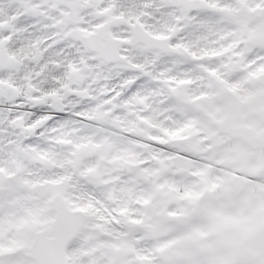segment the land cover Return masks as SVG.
<instances>
[{
	"label": "snow or ice",
	"instance_id": "obj_1",
	"mask_svg": "<svg viewBox=\"0 0 264 264\" xmlns=\"http://www.w3.org/2000/svg\"><path fill=\"white\" fill-rule=\"evenodd\" d=\"M0 264H264V0H0Z\"/></svg>",
	"mask_w": 264,
	"mask_h": 264
}]
</instances>
